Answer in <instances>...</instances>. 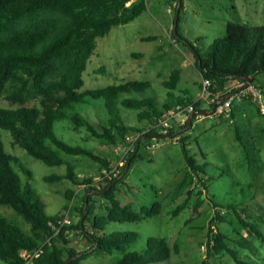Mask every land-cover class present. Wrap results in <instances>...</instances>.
Returning <instances> with one entry per match:
<instances>
[{
	"label": "trees",
	"instance_id": "1",
	"mask_svg": "<svg viewBox=\"0 0 264 264\" xmlns=\"http://www.w3.org/2000/svg\"><path fill=\"white\" fill-rule=\"evenodd\" d=\"M173 1L175 17H178L179 23L183 2L181 1L178 13V1ZM128 2L131 4L127 5ZM147 6L146 0H0V100L11 104L6 107L0 105V129L10 133L12 145L23 148L33 158L51 166L66 165L65 174L48 177L46 180L67 179L75 185H85L82 203L80 207H76L79 219L52 237L39 258L35 259V264H67L68 260L82 253L81 257L72 262L81 264L96 252L112 254L114 251L124 250L127 245L139 239L137 232L101 235L100 230H104L110 222H137L160 214L161 203L158 201L150 207L142 206L139 211H134L130 205L121 203L117 195L119 183L138 157H141L139 147L144 139L129 154L117 176L96 181L88 175H78L74 164L69 163L61 153L85 156L100 163L101 175L104 169H111L112 161L98 155L93 149L72 145L55 133V123L70 118L76 129L85 126L93 137L103 138L117 145L129 133L141 130L138 126L126 124L119 113L120 106L137 111L138 121L147 125L155 122L166 109L174 105L194 103L197 109L200 107L201 101L187 97V92L183 95L175 92L180 81L178 70L173 71L170 80L164 83L168 94L166 102L161 105L156 98L148 96L121 98V95L133 92L146 94L151 87L148 81H127L82 91L85 85L83 74L97 49L98 39L108 35L113 27L135 20L147 10ZM177 31L180 38L172 33L173 39L184 41L190 46L202 77L211 81L209 92L214 103L233 91V87H227L228 83L236 80L247 82L243 78L250 76L254 83L256 76L264 73V28L261 26L230 22L224 36L217 38L205 52H201L186 39L179 26ZM258 86L264 88V83H259ZM95 98L103 99L110 115L100 130L73 111L75 104H87L90 99ZM188 125L189 122L185 127ZM183 133L172 132L170 136L174 139ZM152 137L166 136L154 132L145 136ZM237 138L242 140L239 130ZM185 139H181V146L188 167L186 172L202 178L206 174L190 154ZM145 145L148 146L149 143ZM14 163H18V159L6 151L0 134V206L11 208L29 225V229H25L0 215V260L7 264H25L22 251L35 250L47 237L52 236L54 231L50 223L56 222L61 214L53 217L47 213L46 205L30 179L24 181ZM128 164V171L120 178ZM21 170L31 178L30 170L24 167ZM185 181L186 177L182 179L180 186ZM201 183L206 188L205 181L202 180ZM202 193L199 190L196 209L203 203ZM73 195L74 192L70 191L67 197L72 199ZM188 195H192V189L188 191ZM102 199L108 205L106 214L99 215L97 205ZM185 205L186 202L178 205L173 213L178 215ZM233 211L238 215L236 225L233 224L236 233L240 234L242 229L249 233L256 231L235 208ZM216 220L223 221L225 217L217 211L211 223ZM67 229L73 235L66 234ZM257 234L259 235L258 232ZM78 235L82 240L80 246L72 244L73 238L76 239ZM228 241V235L224 231L211 230L207 242V260L202 264H209V259L213 256L227 255L237 264H251L241 260ZM241 242L242 240H238L237 243ZM91 249L93 250L90 251ZM172 253L173 248L167 238L150 237L143 252L125 251L121 258L111 264H166L170 262Z\"/></svg>",
	"mask_w": 264,
	"mask_h": 264
},
{
	"label": "rangeland",
	"instance_id": "2",
	"mask_svg": "<svg viewBox=\"0 0 264 264\" xmlns=\"http://www.w3.org/2000/svg\"><path fill=\"white\" fill-rule=\"evenodd\" d=\"M146 1L148 8L139 17L113 27L108 35L98 39L97 49L83 74L85 85L82 91L127 81H148L151 87L146 94L133 92L123 94L121 98L148 96L156 98L161 105L166 102L168 94L164 83L170 80L173 71L178 70L180 81L175 92L181 95L187 92V97L197 101L199 85L204 78L195 64L190 46L172 37L176 19L175 2ZM181 1L183 9L180 12L179 30L201 52H205L217 38L224 36L230 22L264 28V0ZM254 83H264V73L258 74ZM0 105L11 106L6 100H0ZM207 108L210 109V104ZM211 110L204 112L203 118H197L192 127L174 130L175 134L184 132L174 139L172 136L143 138L144 142L139 147L141 157L131 169L128 168L127 175L118 185L117 195L121 203L130 205L134 211H139L142 206L150 207L158 201L161 203L160 214L143 221L108 223L99 234L137 232L140 237L124 250L112 254L96 252L81 264H111L121 258L125 251L141 253L150 237L168 239L173 253L166 264H202L206 259L211 230L224 231L228 235V243L234 247L241 260L264 264V120L251 100L236 99L228 118L210 116ZM73 111L98 130L110 117L101 98L90 99L87 104H75ZM119 113L127 125L138 126L141 130L149 126L138 121L135 110L120 106ZM237 130L242 140L237 138ZM55 133L72 145L93 149L98 155L110 158L111 168L120 160L118 147L121 142L113 145L106 139L93 137L85 126L76 129L70 118L57 121ZM0 134L6 151L18 159V163H14L16 171L24 181L30 179L45 203L47 213L54 217L70 209L72 222L77 221L80 217L77 208L82 203L85 185L78 186L67 179L46 180L65 174L66 165L51 166L35 159L23 148L12 145L8 131L0 129ZM183 138L188 142L190 154L206 174L202 178L186 172L188 167L181 146ZM61 155L74 164L78 175H88L96 181L105 179L103 172L102 175L99 173L102 168L100 163L85 156ZM21 167L31 171V178L22 172ZM127 171L123 172L124 175ZM184 177L185 184L180 186ZM202 180L206 188L202 186ZM191 189L192 195L189 196L188 191ZM199 190L203 192V203L196 209ZM70 191L74 192L72 199L67 197ZM184 202L185 208L175 215L174 210ZM107 205L106 200H100L97 205L99 215L106 214ZM233 208L256 228L259 235L255 230L249 233L246 229H242L240 234L236 233L233 224L236 225L238 215ZM217 211L224 215L225 220L211 223ZM0 215L29 229V225L9 207L0 206ZM238 240L242 242L238 244ZM73 243L80 246L82 240L80 237L73 238ZM0 264L7 263L0 260ZM209 264L237 263L227 255L213 256Z\"/></svg>",
	"mask_w": 264,
	"mask_h": 264
},
{
	"label": "built area",
	"instance_id": "3",
	"mask_svg": "<svg viewBox=\"0 0 264 264\" xmlns=\"http://www.w3.org/2000/svg\"><path fill=\"white\" fill-rule=\"evenodd\" d=\"M210 86L211 81L204 78L202 80L198 100L206 101L208 105L210 104L211 108L212 103L214 104V100L210 99ZM232 87L233 91H231V93L225 100L217 104L214 112L210 113V116L228 118L231 115L232 105L236 99H250L256 104L258 112L264 120V88L258 86L253 82L249 83L241 80H236L235 84ZM192 115H194L196 119H201L204 117L205 113L198 110L195 107L194 103L178 104L167 109L160 117L157 118L154 123L147 126L145 129L129 133L118 147L120 148L119 154L121 156L119 162L111 169L104 170V177L111 179L119 173L121 167L126 163L129 154L136 149V147L143 140L146 134L154 132L155 134L165 135L166 137H169L170 134L177 128H184L189 122ZM50 224L54 231L52 236L47 237V239L37 249L32 251H22L21 254L25 259V264H35V259L39 258V256L43 252L44 246L50 243L52 237L56 236L64 228L72 224L70 209L67 210L64 214L60 215L56 222H51ZM66 234L73 235V232L67 229ZM79 237L81 238L80 235L77 236V238Z\"/></svg>",
	"mask_w": 264,
	"mask_h": 264
},
{
	"label": "water",
	"instance_id": "4",
	"mask_svg": "<svg viewBox=\"0 0 264 264\" xmlns=\"http://www.w3.org/2000/svg\"><path fill=\"white\" fill-rule=\"evenodd\" d=\"M177 1H178V10H177V12L179 13V7H180V4H181V0H177ZM177 26H178V17L176 18V22H175V25H174L173 33H174V35H175L177 38H180V36H179V34H178V31H177ZM199 66H201V62L199 63ZM243 79H245V80H247V82L251 83L252 80H253V77H251V76H250V77H244ZM227 97H228V95L223 96V97L220 98L216 103H214V104H213V107H212V110L210 111V113H211V112H214V110H215L217 104H218L219 102H222L223 100H225ZM193 121H194V115H192L191 118H190V120H189V125H188L189 127L192 126ZM128 168H129V164L127 165L125 171H127ZM123 175H124V173L120 176V178H122ZM87 199H88V196H86V205H87ZM86 213H87V210H85V215H86ZM92 250H93V249H91L90 251H92ZM81 256H82V253H79V254H78L76 257H74L73 259L68 260V261H67V264H72V262H73L75 259H77V258H79V257H81Z\"/></svg>",
	"mask_w": 264,
	"mask_h": 264
},
{
	"label": "crops",
	"instance_id": "5",
	"mask_svg": "<svg viewBox=\"0 0 264 264\" xmlns=\"http://www.w3.org/2000/svg\"><path fill=\"white\" fill-rule=\"evenodd\" d=\"M201 83H202V82H201ZM233 84H235V82H234V83H233V82H230V83L227 84V87L230 88V87L233 86ZM199 89L201 90V84L199 85ZM199 95H200V94H199ZM196 99H199V97H197ZM201 103H202V102H201ZM200 106H201V105H200ZM207 106H208V104H207L206 102H204V103H202V107H199V108H202L201 111L206 113V112H208L209 110L212 109V107H211L210 109H208ZM207 109H208V110H207ZM193 122H194V121H193ZM142 126H144V124H143ZM192 126H193V124H192ZM192 126H191V127H192ZM109 159H110V158H109ZM110 160H111V159H110ZM111 161H112V160H111ZM127 184H128V187L131 188V186H130V184H129L128 182H127Z\"/></svg>",
	"mask_w": 264,
	"mask_h": 264
}]
</instances>
